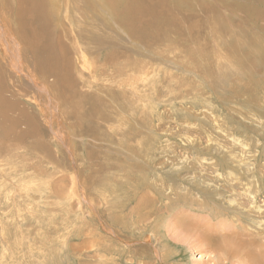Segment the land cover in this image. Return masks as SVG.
Masks as SVG:
<instances>
[{
  "label": "rangeland",
  "instance_id": "rangeland-1",
  "mask_svg": "<svg viewBox=\"0 0 264 264\" xmlns=\"http://www.w3.org/2000/svg\"><path fill=\"white\" fill-rule=\"evenodd\" d=\"M26 1L0 0V264H264V0Z\"/></svg>",
  "mask_w": 264,
  "mask_h": 264
},
{
  "label": "bare ground",
  "instance_id": "bare-ground-1",
  "mask_svg": "<svg viewBox=\"0 0 264 264\" xmlns=\"http://www.w3.org/2000/svg\"><path fill=\"white\" fill-rule=\"evenodd\" d=\"M20 2H21V4L23 5V6H25L26 5V0H19ZM29 1H31L32 2V6H33V8H35V7H37V2H36V0H29ZM68 1V0H67ZM55 2V1H54ZM69 4V3H68ZM49 5V4H48ZM71 7V6H70ZM112 7V6H111ZM57 9H59V7H56ZM103 12V11H102ZM149 12V11H148ZM124 14V13H123ZM131 14V13H130ZM129 15V14H128ZM133 15V14H132ZM145 16V15H144ZM124 17V16H123ZM126 17H128V16H126ZM106 19V18H105ZM124 19H126V18H124ZM132 20V19H131ZM125 22H127V21H125ZM127 23H129V22H127ZM125 24V23H124ZM142 27V26H141ZM145 29V28H144ZM75 44H77V42L75 43ZM77 46H78V50L75 52V54H76V56H75V58H76V63H74V64H76V66H77V68H79L80 66H82L83 68H85V69H89L88 67H86V65H87V55L83 52V48H81V45H79V44H77ZM49 59V62H50V65L52 66V64H51V59L52 58H50V56H49V58H47L46 60H48ZM57 65L59 66V62H57ZM89 65V64H88ZM75 66V65H74ZM62 65H61V69H62ZM70 67H71V65H70V61H65L64 62V70H70ZM82 69V68H81ZM80 70V69H79ZM78 70V71H79ZM90 70V69H89ZM65 77L66 78H68L70 81H71V77H70V71H68L67 73H65ZM90 99V98H89ZM254 195V194H253ZM253 195H250V197H252ZM254 198H256L255 196H254ZM254 198L252 197L251 199H253L254 200ZM150 203V202H149ZM236 229V228H235ZM197 231H199V230H197ZM206 231H208V233H211L210 231V229H206ZM204 233V232H203ZM204 235V234H203ZM231 236V235H230ZM233 236V235H232ZM212 237V236H211ZM211 237L209 238L208 237V235L206 236V239L207 238H209L210 239V241L212 242V239H211ZM227 239V241L226 242H229V238H226ZM205 240V238H203V241ZM230 243V242H229ZM225 244V243H224ZM228 244V243H227ZM209 245H210V242H209ZM229 245V244H228ZM223 246V245H222ZM227 245H225V247H226ZM224 247V248H225ZM231 247V246H230ZM237 247V246H236ZM223 248V249H224ZM228 249V248H227ZM214 252V251H213ZM223 252H225V251H223ZM220 253V252H219ZM227 253H228V251H227Z\"/></svg>",
  "mask_w": 264,
  "mask_h": 264
}]
</instances>
